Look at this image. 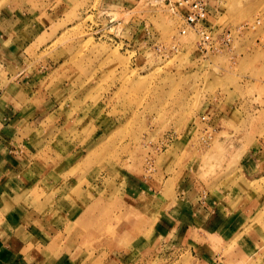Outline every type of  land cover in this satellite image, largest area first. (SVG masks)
<instances>
[{
  "label": "rangeland",
  "instance_id": "1",
  "mask_svg": "<svg viewBox=\"0 0 264 264\" xmlns=\"http://www.w3.org/2000/svg\"><path fill=\"white\" fill-rule=\"evenodd\" d=\"M179 1L0 0L2 198L60 264H264V0H206L208 49ZM186 204L221 226L174 229Z\"/></svg>",
  "mask_w": 264,
  "mask_h": 264
},
{
  "label": "crops",
  "instance_id": "2",
  "mask_svg": "<svg viewBox=\"0 0 264 264\" xmlns=\"http://www.w3.org/2000/svg\"><path fill=\"white\" fill-rule=\"evenodd\" d=\"M6 40V37H1L0 44L5 45L4 42ZM2 52L4 59H0V75H8L6 69L9 65H12V56L2 50L0 55H2ZM7 58L10 60H7ZM14 115L11 105L3 103L0 96V211L4 210L2 213L7 215L5 217L7 222L4 226L0 225V264H60L59 258H54L55 249L52 252L50 249V235L56 233L54 231L55 228L47 226L45 223L43 225L39 220L33 219L31 215L36 212V208L34 210L31 209L29 204L23 212L21 210L19 212L17 208H14V205H10L13 202H5L2 198L6 194L8 187L13 188L12 176L13 173L18 172L17 169L13 168L18 165V156L12 151L14 140L11 131L13 130ZM16 187V190L14 188L11 191L15 190L17 195L23 197L25 186L17 184ZM6 204H8V208L5 209ZM176 207L179 209L174 210L171 216L175 224L174 229H178L180 225H189L186 219H176L185 213H191L192 223H200L203 226L207 222V218L209 219V223H206L207 225H211L213 228L221 226L222 214H218L220 210L218 212L211 209L207 210L208 214L206 215L208 217L202 218L198 215V209L194 210L187 204L186 206H181V208L180 206ZM15 213L20 216L18 217ZM195 215H198V217ZM70 262V264H76V258H73ZM106 264H123V262L115 258L112 262Z\"/></svg>",
  "mask_w": 264,
  "mask_h": 264
},
{
  "label": "built area",
  "instance_id": "3",
  "mask_svg": "<svg viewBox=\"0 0 264 264\" xmlns=\"http://www.w3.org/2000/svg\"><path fill=\"white\" fill-rule=\"evenodd\" d=\"M179 6L185 9L186 22L190 27H194L199 31L201 41L199 45L208 49L213 47V31L212 25L208 22L209 9L206 0H180ZM206 22H208L206 24ZM186 29H183V33Z\"/></svg>",
  "mask_w": 264,
  "mask_h": 264
},
{
  "label": "bare ground",
  "instance_id": "4",
  "mask_svg": "<svg viewBox=\"0 0 264 264\" xmlns=\"http://www.w3.org/2000/svg\"><path fill=\"white\" fill-rule=\"evenodd\" d=\"M185 22H186V15H185ZM186 25L184 26V28L186 29V32L189 30V29H191V28H194V27H190L189 25H188V23H185ZM183 28V29H184ZM183 29H182V32H183ZM186 32H184V33H186Z\"/></svg>",
  "mask_w": 264,
  "mask_h": 264
}]
</instances>
